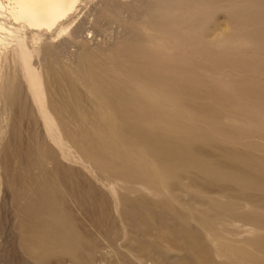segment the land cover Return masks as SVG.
Masks as SVG:
<instances>
[{"label": "bare ground", "instance_id": "6f19581e", "mask_svg": "<svg viewBox=\"0 0 264 264\" xmlns=\"http://www.w3.org/2000/svg\"><path fill=\"white\" fill-rule=\"evenodd\" d=\"M214 2L0 0V157L30 264H161L145 248L123 255L119 242L130 241L133 227L125 209L177 264H264V238L253 233V220L264 228V176L253 172L264 167V85L246 86V102L222 92L210 108L193 107L179 93L194 86L168 67L173 49L205 40ZM231 12L233 21L205 42L208 54L197 50L212 66L227 60L249 23L264 34V4ZM115 36L112 50L84 57L94 38ZM197 117L210 119L216 140L191 137L188 121ZM11 134L31 141L22 157L8 146ZM215 169L254 187L216 184L208 178Z\"/></svg>", "mask_w": 264, "mask_h": 264}, {"label": "rangeland", "instance_id": "374dc122", "mask_svg": "<svg viewBox=\"0 0 264 264\" xmlns=\"http://www.w3.org/2000/svg\"><path fill=\"white\" fill-rule=\"evenodd\" d=\"M247 4L252 5L257 10L261 7V5L264 4V1L215 0L214 4L212 5V15L207 21V27L201 32L205 40L202 38L203 40L200 41L195 40L193 42H188V44L185 43L182 48L173 49V53H176V57H173L174 59H170L168 67H170V69L172 68L180 78L182 77L181 80L187 81L184 83H187L188 85L192 84L194 86V91H188V89L180 90L179 98L181 102H185L193 107H205L207 109L213 106L215 100L214 98H217L218 94L224 96L223 93L227 92L234 95V97L238 98L241 102H244L245 100L247 101L248 98L245 93L246 86L249 84L264 85V34L258 33L257 28L259 25H257L256 22H251L247 27L242 29L241 33H244V37L241 39V42L237 44V48L228 47L226 49L224 54L229 53L227 60L223 58L216 65L212 66L204 61V58L206 57L205 55L199 56L197 54V50L204 51V53L208 54L207 52L209 48L206 47L205 42L207 43V41H214L222 29L225 28L224 24L227 25L228 22L231 23L233 21L231 11L234 9V7L245 6ZM216 30H219V32ZM89 37L91 38V35ZM116 39L117 36H115L110 42H104L102 37L94 38V40L88 46L87 52L84 53V57H92L91 55H93L94 51H96L98 47L109 52L115 47L117 41ZM218 84L221 85L219 86ZM172 108H174V110L178 113L179 117L185 115V113L183 114V108L180 103H174ZM207 117L209 118V116ZM209 120L210 119L197 117L196 121H188L193 125V127H195L191 131V137L205 142H212L214 139L216 140V138H218L217 134L212 133V129H215V126L208 125ZM28 128L31 129V124L29 123L28 119H25L22 123L21 129L25 131ZM30 142L31 141L27 137L18 138L14 136V134H11V136H9L7 139L8 146L12 153L16 152L15 154L18 156L20 155V157H22L25 148L28 147ZM5 161H7L6 157L1 155L0 163L1 166L5 168V170L3 169V171H5L3 174H7L8 176L4 175L5 184L2 187L0 193V264H30V262H28V260L23 256L18 244V236L15 229V225L17 223V214L14 207L15 203L13 199L12 188L8 186L9 182L11 183V177L9 176L10 171H6L7 165H5ZM233 161L235 163H242V161L235 159ZM49 166L51 170H54L57 167V162L50 160ZM258 167L259 168L256 171L253 170V172L257 173V175L259 174L264 176V167L261 165ZM230 176L231 175L227 171L215 169V171L208 175V178L210 181H213L216 184L222 186L228 185L233 188L239 187L244 191H248L250 188L254 187L247 182H237L233 179V177L231 178ZM173 182H177V180L174 179ZM181 189L185 190L183 187ZM123 211L126 213V218H129L133 224V227L131 229L129 228L130 238L132 240L130 239V241L125 243L119 242V244H125V246H127L123 248V255H135L139 251V248H145L147 251L153 254L161 264H177L176 260L173 259L172 256H164V254L158 251L155 246L154 237L148 235L149 233L143 225L145 223L142 221L141 216H138L135 211L130 209H125ZM152 213L156 214L158 216L157 218L163 220V222H170L173 220L172 217L165 213H161L160 210L152 209ZM78 218L81 219L83 217L78 214ZM255 221L256 220H253L254 223L260 224L256 229H254L253 233L264 238V228L260 227L262 223L260 221L262 220L258 219L257 222ZM82 222H84L85 226L87 225L88 227H91V224L88 220H83ZM121 226H123L122 219L121 221L117 222V227L120 228ZM90 231L92 232L93 230L90 229ZM251 243L253 244L252 241ZM129 249H132L133 251L129 252ZM110 250L111 249L108 248L107 245H104L102 248V253L107 254ZM160 259H162V261ZM148 263L154 264L152 261H149ZM67 264L70 263L67 262Z\"/></svg>", "mask_w": 264, "mask_h": 264}]
</instances>
